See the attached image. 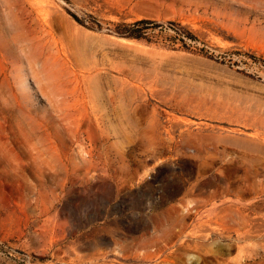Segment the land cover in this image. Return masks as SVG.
Here are the masks:
<instances>
[{"label": "rangeland", "instance_id": "374dc122", "mask_svg": "<svg viewBox=\"0 0 264 264\" xmlns=\"http://www.w3.org/2000/svg\"><path fill=\"white\" fill-rule=\"evenodd\" d=\"M0 264H264V0H0Z\"/></svg>", "mask_w": 264, "mask_h": 264}, {"label": "trees", "instance_id": "16d2710c", "mask_svg": "<svg viewBox=\"0 0 264 264\" xmlns=\"http://www.w3.org/2000/svg\"><path fill=\"white\" fill-rule=\"evenodd\" d=\"M154 26H156V24L151 20L139 19L128 24L116 25L114 33L121 37L139 39L145 37L147 30Z\"/></svg>", "mask_w": 264, "mask_h": 264}]
</instances>
